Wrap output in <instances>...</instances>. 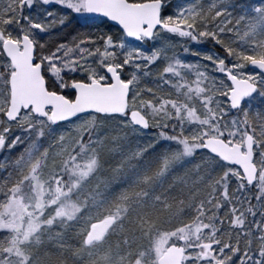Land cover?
Returning a JSON list of instances; mask_svg holds the SVG:
<instances>
[{
    "label": "snow or ice",
    "instance_id": "obj_1",
    "mask_svg": "<svg viewBox=\"0 0 264 264\" xmlns=\"http://www.w3.org/2000/svg\"><path fill=\"white\" fill-rule=\"evenodd\" d=\"M0 264H264V0H0Z\"/></svg>",
    "mask_w": 264,
    "mask_h": 264
}]
</instances>
